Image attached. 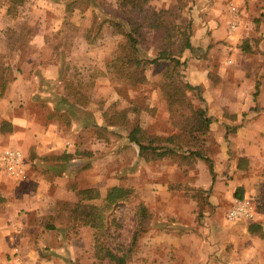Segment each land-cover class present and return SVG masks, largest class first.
Masks as SVG:
<instances>
[{"label": "rangeland", "instance_id": "obj_1", "mask_svg": "<svg viewBox=\"0 0 264 264\" xmlns=\"http://www.w3.org/2000/svg\"><path fill=\"white\" fill-rule=\"evenodd\" d=\"M70 1L22 0L7 12L8 1L0 0V151L13 131V111L33 126L54 120L60 134L58 158H42L44 173L29 172L34 158L26 156L24 187H34L38 200L18 212L20 221L4 220L20 227L10 237L21 230L26 236L27 264H97L84 234L60 235L40 218L62 214L81 189L104 196L112 186L130 189L108 214L103 233L105 244L126 255L125 264H264V0H149L134 33L136 52L118 28L94 18L98 7L123 22L128 13L116 0H75L68 7ZM194 29L209 36L218 30L221 37L201 47L200 34L191 43ZM187 33L191 49L183 44ZM164 46L179 64L148 62ZM46 76L71 110L37 96ZM31 92L41 108L28 101ZM199 110L215 122L191 143L212 158L213 172L205 161L178 154L146 160L126 139L137 126L155 144L167 136L188 140ZM0 169L8 189L10 176ZM238 187L255 214L229 220ZM9 190H0V216L8 211ZM140 204L151 214L142 223ZM251 223L260 230L249 231ZM10 246L15 255L3 259L21 264L17 246Z\"/></svg>", "mask_w": 264, "mask_h": 264}, {"label": "trees", "instance_id": "obj_2", "mask_svg": "<svg viewBox=\"0 0 264 264\" xmlns=\"http://www.w3.org/2000/svg\"><path fill=\"white\" fill-rule=\"evenodd\" d=\"M7 1V12L15 11L16 7L23 3L22 0ZM148 1L149 0H116L118 8L128 13L123 21L128 28H124L123 22L120 23L119 21H115L111 12L97 11L98 7H93L92 11L94 13V18L100 19V23H111L115 28H118L119 33L127 38L132 51L136 52L138 40L134 33L137 31L138 27L142 25V21L144 22L146 19L141 14L144 13V5L148 3ZM86 2L92 4L94 0H86ZM75 3V0H71L67 3V6L73 7ZM189 36L188 33L184 35L185 39L183 44L186 49L192 48ZM178 48L182 50V48ZM174 53L175 52L170 50V48L164 46L158 51L154 58L148 59V62H157L159 59H169L175 64H179L180 60L173 55ZM131 58H133L134 61H140V58L136 55ZM49 97H52L56 102H60L61 106L65 107V109L71 110V104L65 96H59L55 91H51V96ZM55 108L58 109L57 106H55ZM197 113V122L189 129L188 140H179L180 136H167L162 144L159 143V141L155 144L157 141L156 138L147 135L137 126L127 132L126 139L133 142L138 147V154L146 160L159 159L178 154L181 155L182 158L189 159L193 157L194 159L199 158L205 161L209 169L213 172L212 158L202 149L192 147L191 141H194V143L200 142L202 139L200 137H203L205 134L204 132L215 122V118L207 115L204 110H199ZM237 127L238 125L231 129L235 130ZM54 158H58V156H49V159ZM129 194L130 189L121 186H112L106 191L104 196L100 194L98 189L93 187L81 189L79 190V200L76 202H65L62 214L43 216L40 218V221L46 229L55 231L60 235L65 234L68 237L73 233L84 234L88 243L92 244L90 249L92 256L94 255L99 260L97 264H103V259L107 260L106 264H125L126 255L118 254L117 250H113L105 244L103 233L105 232L108 214L113 211L114 205H117L120 201H124ZM233 195L236 198H242L243 188H236ZM96 199H100L99 204L94 202ZM150 216L151 214L148 212L145 205L140 204L139 217L141 223L150 218ZM248 228L249 231L254 233L260 230L261 227L256 223H251Z\"/></svg>", "mask_w": 264, "mask_h": 264}, {"label": "crops", "instance_id": "obj_3", "mask_svg": "<svg viewBox=\"0 0 264 264\" xmlns=\"http://www.w3.org/2000/svg\"><path fill=\"white\" fill-rule=\"evenodd\" d=\"M220 0H197V4H201L204 2H207L209 4H216ZM194 33L191 37V43L193 41V38L195 37V34H200L201 37L199 39V46L203 47L209 44L211 37L214 39L221 37V33L218 30H213L211 32V36L204 35L203 32L193 30ZM57 67V66H56ZM58 68V67H57ZM56 68L57 74L58 69ZM44 75V74H43ZM47 78L41 79V83L43 86H41V89L38 90L37 96H41L43 99L46 100V96H51V89L49 87V84L51 82L54 83L52 80V76H46ZM57 75L54 76L56 78ZM36 92L29 93L28 101H31L30 103L33 104V106H39L41 108V102L37 101L35 98ZM45 97V98H44ZM41 99V98H40ZM54 110V109H53ZM54 112L51 110V113ZM50 112L46 115L49 116L51 114ZM25 116V115H24ZM9 120L12 123L13 131L10 133V139L9 142H7L6 148H8L11 145H15L18 148L22 149L24 157L26 159L27 157H32L33 159V166H31V169L29 172H32V174H39V170L44 173L45 170L42 168H47L48 164H46V161L44 159L49 158L48 156H53L54 154L59 153V138L60 134L56 130L55 124H57L56 121H49L46 124L47 125H39V126H33L30 122V120L27 118V116L24 118L23 116L20 117V115H17L15 111H13L12 115H9ZM9 145V146H7ZM14 148V147H12ZM5 149V148H3ZM2 149V150H3ZM58 149V150H56ZM0 151V153L2 152ZM44 158V159H42ZM37 167V168H36ZM42 167V168H41ZM36 168V169H35ZM52 168V167H51ZM1 171V169H0ZM40 171V172H41ZM11 184L8 185L7 189V177L4 176V174L0 173V190L5 189L10 191L11 199H9L5 204L7 205L8 211L5 213V216H0V221L5 222L4 220L9 218L11 221H20L17 220L19 218L18 212H21V210L29 209L30 205H33V203L29 202L30 200L35 201L38 200V192H34V187L30 188L29 191L24 187L26 186V179L21 183H15L12 181L11 178ZM31 180V179H30ZM34 199V200H33ZM3 222H0V264H16L13 260H7L6 258L3 259V257L6 255V253H10L11 256H14L15 254L12 252L11 244L13 246H17L19 252L17 253V256L19 257V261L21 264H27V261H29V256L32 257V255H27L29 250V243L27 242L26 236H24L22 230L19 231V235L16 234V236H9V233L11 230L17 231L20 227L18 226V223L14 224L10 222H5L3 225ZM9 224V225H6ZM6 225V226H5ZM11 251V252H9ZM21 252V253H20ZM20 254V255H19ZM4 255V256H3ZM30 263V262H29ZM28 263V264H29Z\"/></svg>", "mask_w": 264, "mask_h": 264}, {"label": "built area", "instance_id": "obj_4", "mask_svg": "<svg viewBox=\"0 0 264 264\" xmlns=\"http://www.w3.org/2000/svg\"><path fill=\"white\" fill-rule=\"evenodd\" d=\"M235 11V8H232ZM238 24L236 17L231 21V28ZM0 167L10 176L13 182L21 183L26 179L25 157L18 148L8 147L0 153ZM255 214L254 205L247 197L234 198L227 211L229 220L250 219ZM18 251V247L14 248Z\"/></svg>", "mask_w": 264, "mask_h": 264}]
</instances>
